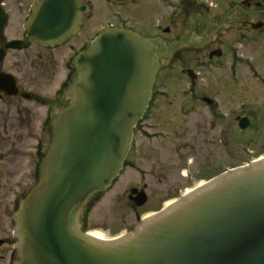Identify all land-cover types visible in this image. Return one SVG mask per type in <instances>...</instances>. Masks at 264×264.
Returning a JSON list of instances; mask_svg holds the SVG:
<instances>
[{
  "label": "water",
  "instance_id": "water-1",
  "mask_svg": "<svg viewBox=\"0 0 264 264\" xmlns=\"http://www.w3.org/2000/svg\"><path fill=\"white\" fill-rule=\"evenodd\" d=\"M67 5L41 2L38 14L51 20L32 24L34 42L65 39L73 23L57 19ZM76 63L72 100L57 114L39 179L15 214L12 264H264L263 157L197 185L116 239L80 230L83 206L119 176L159 64L157 48L119 28L102 30ZM135 192L129 199L143 205L145 194Z\"/></svg>",
  "mask_w": 264,
  "mask_h": 264
},
{
  "label": "flooded vegetation",
  "instance_id": "flooded-vegetation-1",
  "mask_svg": "<svg viewBox=\"0 0 264 264\" xmlns=\"http://www.w3.org/2000/svg\"><path fill=\"white\" fill-rule=\"evenodd\" d=\"M42 1L0 0V264H12L17 259L15 214L19 202L38 181L40 164L52 140L54 120L72 100V86L79 75L77 56L102 30H131L157 48L159 67L151 96L134 129L148 144L156 137L164 140L167 135L154 130L152 120L162 118L165 112L160 116L157 109L169 105L175 97L177 83L161 89L158 77L177 53L185 52L189 57L187 67L181 70L186 85L180 95L183 99L176 102L177 112L185 119H191L194 113L199 115L202 129L194 131L192 139L197 142V149L202 150L205 134L217 125H224L225 141L233 142L236 136L227 131L233 127L246 129L255 112L250 108L254 105L247 103V116L225 114L217 99L197 93L200 73L194 69L206 70L225 60L233 77L236 65L251 68L253 58L244 53L249 55L264 43V0H68L64 9L68 14L57 20L73 25L65 39L45 45L34 42L29 34L33 23L51 20L38 14ZM242 118L247 121L245 128L239 126ZM36 134L40 136L35 137ZM261 145L264 148V140ZM189 148L196 149L192 145ZM134 163L128 165L135 166ZM202 172L182 175L187 180ZM133 189L136 192L132 196L136 197L139 192L145 194L146 186L129 187L125 191L128 200ZM145 198L143 205L146 194Z\"/></svg>",
  "mask_w": 264,
  "mask_h": 264
},
{
  "label": "rangeland",
  "instance_id": "rangeland-1",
  "mask_svg": "<svg viewBox=\"0 0 264 264\" xmlns=\"http://www.w3.org/2000/svg\"><path fill=\"white\" fill-rule=\"evenodd\" d=\"M244 56L253 58L251 68L236 65L232 72L233 77L229 75L228 61L225 60H222L219 66L213 64L206 70H194L200 73L197 75V93H205L217 99L225 114L233 113V117L247 116L250 108L255 111L252 117L250 115L247 128L239 130L231 127L232 130L227 132H233L236 138L229 142L224 139V125H217L205 134L206 143L202 150L197 149V142L192 139L196 135L194 131L202 129L199 115L194 113L190 116L191 119L186 120L177 112L179 108L176 102L183 99L180 95L184 94L186 85V77L181 70H184L189 62L185 52L177 53L158 77L161 89L177 83V89L173 93L175 97L169 105L163 104L157 109L156 114L160 116L165 112L164 118L153 117L152 120L156 126L154 130L167 132L166 138L161 140V137H156V140L152 139L148 144L143 140V135L134 130V147L120 176L106 192L100 193L96 200L88 201L79 214L77 223L80 224L81 231L97 233L105 239L125 234L132 230L140 219L160 210L167 202L182 196L199 182H205L217 172L244 165L264 155L261 145L264 140V43L249 52V55L245 51ZM247 103H252L254 107H247ZM208 121L211 119L208 118ZM235 129H238V132ZM227 137L231 139V135ZM31 142L33 140L29 143ZM186 144L188 146L184 148ZM190 145L196 149L191 150ZM220 160L221 162H217ZM132 162L135 166L128 165L133 164ZM202 170V174L187 180L182 175ZM27 182L32 183V180L28 181L27 178ZM144 185L147 202L140 207L133 206L125 191L131 186L142 188Z\"/></svg>",
  "mask_w": 264,
  "mask_h": 264
},
{
  "label": "bare ground",
  "instance_id": "bare-ground-1",
  "mask_svg": "<svg viewBox=\"0 0 264 264\" xmlns=\"http://www.w3.org/2000/svg\"><path fill=\"white\" fill-rule=\"evenodd\" d=\"M203 183H204V182L201 181V182L198 183V185H199V184H203ZM187 191H189V190H187ZM169 203H170V202H169ZM169 203L167 202L166 204H169ZM90 234H91L92 236H95V237H98V238H101V239H105V238H103L102 236L98 235L97 233L90 232Z\"/></svg>",
  "mask_w": 264,
  "mask_h": 264
}]
</instances>
